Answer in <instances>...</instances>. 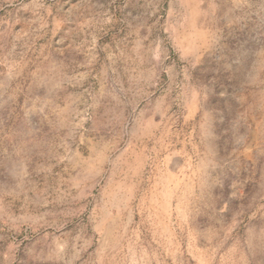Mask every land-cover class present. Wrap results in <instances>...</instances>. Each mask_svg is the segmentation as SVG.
<instances>
[{"label": "rangeland", "instance_id": "1", "mask_svg": "<svg viewBox=\"0 0 264 264\" xmlns=\"http://www.w3.org/2000/svg\"><path fill=\"white\" fill-rule=\"evenodd\" d=\"M37 1L0 0V264H264V0Z\"/></svg>", "mask_w": 264, "mask_h": 264}, {"label": "bare ground", "instance_id": "2", "mask_svg": "<svg viewBox=\"0 0 264 264\" xmlns=\"http://www.w3.org/2000/svg\"><path fill=\"white\" fill-rule=\"evenodd\" d=\"M12 4L13 3H15V2H18V1H21V0H9ZM25 2H24V4H25V6L24 7H26V8H28V6L29 5H33V6H37L38 5V1L37 0H24ZM22 9H24V8H22Z\"/></svg>", "mask_w": 264, "mask_h": 264}]
</instances>
